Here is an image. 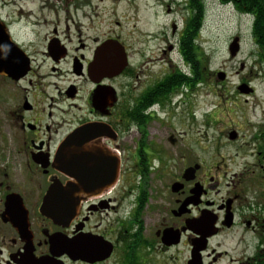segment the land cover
Here are the masks:
<instances>
[{
  "label": "flooded vegetation",
  "instance_id": "af4514ba",
  "mask_svg": "<svg viewBox=\"0 0 264 264\" xmlns=\"http://www.w3.org/2000/svg\"><path fill=\"white\" fill-rule=\"evenodd\" d=\"M151 1L166 14L185 1L184 28L169 25L177 44L139 25ZM184 1L0 0V54L25 70L19 79L0 74V264H264V174H234L219 186L221 177L214 181L191 152L173 177L149 172L147 160L161 156L146 142L149 125L186 105L178 89L194 81L186 28L195 20L193 0ZM125 20L124 32L118 21ZM150 38L163 44L155 77L143 62ZM240 85L251 93L240 94ZM236 92L247 98L254 89L240 81ZM98 126L104 132L96 134ZM78 130L70 169L66 141ZM263 131L253 137L258 164ZM167 142L176 145L173 136Z\"/></svg>",
  "mask_w": 264,
  "mask_h": 264
},
{
  "label": "rangeland",
  "instance_id": "374dc122",
  "mask_svg": "<svg viewBox=\"0 0 264 264\" xmlns=\"http://www.w3.org/2000/svg\"><path fill=\"white\" fill-rule=\"evenodd\" d=\"M184 4L185 1L180 6L175 4L171 7L173 14H166L164 6H155L151 1L149 13L141 14L139 25L144 27V32H149L150 37L166 33L167 40L177 44L171 37L169 25L173 22L177 29L184 28L183 19L188 14V7ZM121 12L119 9L118 14ZM112 18L107 19L108 24ZM252 20L250 15L240 14L216 0L204 2L198 35L194 47L188 51L195 69L194 81L190 86L178 89L177 99L187 103L175 110L168 108L149 125V141L146 142H150V148L161 151L159 160L153 161L152 157L147 160L150 173L159 169L160 174L175 176L181 156L187 154L188 159L191 152L195 154L197 164L213 176L214 181L221 177L219 186L225 181L224 177L234 174H264V161L258 164L253 156L258 147L253 137L264 127V68L257 64ZM118 22L124 32L130 28L127 20ZM235 37L239 39V52L230 58L228 47ZM144 41L147 50L143 62H149V74L155 77L162 66L159 51L163 44L152 38ZM171 58L180 69H186L182 56L175 53ZM220 73L225 76L223 81L217 78ZM240 81L250 84L254 89L252 96H238L236 86ZM232 132L237 138L231 142L228 135ZM170 136L176 139L173 148L167 142ZM150 148L147 149L148 155ZM259 190H264V182Z\"/></svg>",
  "mask_w": 264,
  "mask_h": 264
},
{
  "label": "water",
  "instance_id": "95a60500",
  "mask_svg": "<svg viewBox=\"0 0 264 264\" xmlns=\"http://www.w3.org/2000/svg\"><path fill=\"white\" fill-rule=\"evenodd\" d=\"M238 52H239V39L237 37H235V38L232 39V41H231V43H230V45L228 47L229 57L230 58L236 57V55L238 54ZM14 57L15 56L14 55H11V54H4V55L0 54V74L1 75H5V76H7L9 78H12V79H19L20 77H22L24 75L25 70H23L21 67H19L17 65H14V66L10 65V62L14 59ZM92 73H94V70H93ZM224 77L225 76L222 73L217 74V78L220 81H223L224 80ZM237 91L240 94H244V95H247V94H250L251 93V89H249V88L247 89V86H245V85L238 86L237 87ZM94 131H95L96 134H99V133L104 132V131H102L99 128V126L96 127L94 129ZM81 137H82V131L81 130H78L74 134H72L68 138V140L66 141L65 153H66V155H69V157L72 158V160L74 161V162H72L70 164V166H69L70 169L71 168H74V169L77 168V167H75L76 165L73 164V163H75L76 158H78L77 155H78L79 149H78V145H76V144H79L81 142ZM234 137H235V133L232 132V133L229 134V138L230 139H234ZM63 160L64 159L61 156L59 158V163H61V165L63 167L61 166L60 169L62 171H64V172H66L67 165H66V163H63L62 164ZM99 164L100 163H98V165ZM192 172H193V170L191 169L189 171H186L185 174H187V173L190 174ZM49 201H51V198L45 199V206L44 207H47L46 204ZM48 216L51 217V218H53V219H55V220H57V221H61L62 220V218H61L62 216L57 215V214H48Z\"/></svg>",
  "mask_w": 264,
  "mask_h": 264
},
{
  "label": "trees",
  "instance_id": "16d2710c",
  "mask_svg": "<svg viewBox=\"0 0 264 264\" xmlns=\"http://www.w3.org/2000/svg\"><path fill=\"white\" fill-rule=\"evenodd\" d=\"M219 3L221 5H225V6H231L235 9L236 12L243 14V15H250L253 18V20H252V36L255 40V44H256V48H257V24L259 25V23H260V22H257V17L260 16L259 12H258L259 14H257V9L259 6H261V5H258L259 1L258 0H219ZM191 8L194 11L195 20H194L193 24L191 23L192 27H191V25L186 27V28L190 27L189 31L187 33L188 51L191 48V46L194 47V42H195V39L198 35L199 27L201 25L203 8H204L203 0H193ZM184 41H185V38H183V42ZM181 82H183V81H181ZM179 84L181 85V83H179Z\"/></svg>",
  "mask_w": 264,
  "mask_h": 264
}]
</instances>
